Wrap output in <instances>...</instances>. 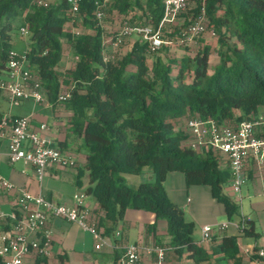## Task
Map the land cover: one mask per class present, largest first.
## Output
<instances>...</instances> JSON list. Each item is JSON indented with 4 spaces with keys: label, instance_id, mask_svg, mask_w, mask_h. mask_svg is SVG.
<instances>
[{
    "label": "trees",
    "instance_id": "trees-1",
    "mask_svg": "<svg viewBox=\"0 0 264 264\" xmlns=\"http://www.w3.org/2000/svg\"><path fill=\"white\" fill-rule=\"evenodd\" d=\"M97 1L81 0L82 25L90 30L78 32L67 26L69 21L76 23L69 0L47 4L0 0V76L7 71L15 29L28 25L29 66L41 77L47 94L73 111L71 127L82 138L86 154L78 178L88 170L90 183L85 191L98 202L95 213L99 227L105 226L104 233L116 228L127 208L147 209L156 219L167 221V243L176 246L171 251L186 252L195 264L214 257L219 263L232 259L242 264L239 237L260 235L254 220H246L241 234L226 233L220 239L214 235V243L206 247L194 239L195 220L171 199L165 180L170 170H181L188 184L211 186L229 219L239 213L238 202L225 191L232 176L229 163L224 161L222 166L223 160L212 151L185 146L188 134L180 122L194 114L238 122L264 108V0H197L194 15L179 30L204 5L221 45L216 63L210 62L208 43L196 54L176 57L170 54V44L153 49L141 38L123 56L106 58L104 30L95 14ZM108 4L123 13L139 8L141 24H157L164 7L163 0H113ZM65 39L77 61L61 71L58 65ZM61 81L71 92L65 100L58 99ZM3 116L0 108V120ZM147 165L152 167V178L131 186L125 173H141ZM151 228L156 231L157 221ZM40 263L41 258L34 264Z\"/></svg>",
    "mask_w": 264,
    "mask_h": 264
},
{
    "label": "built area",
    "instance_id": "built-area-1",
    "mask_svg": "<svg viewBox=\"0 0 264 264\" xmlns=\"http://www.w3.org/2000/svg\"><path fill=\"white\" fill-rule=\"evenodd\" d=\"M69 2L73 14L80 10L81 0H69ZM108 2L109 0L97 1L98 18L104 15ZM163 2V14L157 24L133 23L126 20L111 38L110 43L118 45L125 36L136 33L141 40H148L151 48L155 49L163 44L173 43L175 38L181 44H188L195 35L207 30L204 21L206 11L203 5L190 23L177 32L166 35L169 26L175 23L180 12L187 8L189 0H163ZM38 3L47 4L43 0H38ZM212 30L216 33L214 28ZM20 32L22 34L30 32L28 25L22 24ZM106 45L105 40L104 52ZM0 88L6 90L10 101L16 104L29 96L37 101L45 99L42 79L31 71L27 51L21 52L14 47L9 52L6 75L0 76ZM70 95V90L62 91L59 92L58 99L65 100ZM39 127L40 129L31 127L28 115L2 117L0 139L9 138L10 160L14 162L24 159L32 163L40 180H43L51 167L76 166L77 157L67 149L53 144V140L43 133L48 129L47 122H42ZM184 128L188 134L183 141L185 146L197 151H212L221 160L229 163L232 173L231 187L242 206V187L247 180L249 159H254L259 167L264 163V108L253 117L238 122L219 121L212 116L202 117L200 114H194L186 119ZM15 187L16 184L11 179L0 173V189ZM86 197L87 192L80 189L74 192L73 202L67 203L42 192L34 193L29 189H22L15 210L12 212L0 210V226L9 224L6 228L0 229V264H22L25 256L33 250L41 254H49L52 235L48 222L54 217H64L91 231L96 248L112 245L110 236L99 227L97 215L88 204ZM246 220V215L242 213L238 221L229 219L217 223H205L202 226L201 241L211 239L216 231H223L230 224H235L242 230L247 224ZM119 233L117 231V234ZM121 246L119 264H146V253L153 256V264H166L168 253L176 247L170 243L146 244L141 241L126 242ZM242 251L249 258L254 255V264H264V229L260 238L253 243L242 245Z\"/></svg>",
    "mask_w": 264,
    "mask_h": 264
},
{
    "label": "crops",
    "instance_id": "crops-1",
    "mask_svg": "<svg viewBox=\"0 0 264 264\" xmlns=\"http://www.w3.org/2000/svg\"><path fill=\"white\" fill-rule=\"evenodd\" d=\"M30 45L31 41L28 39L19 38L13 40V47L21 52H26ZM110 46L111 44L108 47L106 45V49ZM2 93L5 98L4 102L6 101L5 104L4 102L2 103L3 107L1 108L4 115L12 117L28 115L31 127L36 129H40L39 126L42 122H47L48 129L44 130L43 133L48 135L54 144L60 145L77 157L78 165L74 167H51L43 180H40L32 163L24 159L14 162L10 160L9 138H1L0 173L11 179L16 184V187L13 189H0V210L6 212L15 210L18 196L22 189H29L34 193L42 192L59 201L73 202L74 192L80 189L85 190L90 183L89 176L87 183L83 182L82 177L78 178L80 168L85 166L86 154L81 148L82 138L71 127L73 111L62 102H55L46 91L45 99L42 101H37L32 96H29L17 104L10 101L6 90L2 89ZM225 164L224 162L222 166H225ZM248 178H252L253 186L258 191L264 188V163L259 167L254 159H249L247 163ZM143 179V177H139L138 183ZM80 181L81 184H79ZM165 185L171 199L183 206L186 216L194 219L201 231L203 224L220 222L219 216L226 214L225 205L213 196L210 185L204 183L188 184L185 173L181 170H170L167 174ZM86 200L95 211L98 202L94 195L87 193ZM241 209L243 211V206H241ZM241 214H236L234 219L238 221L241 218ZM246 219L254 220L256 230L260 232V235H240V254L242 264H254V255L251 258L244 255L242 245L253 243L261 237L264 229V210L260 215L258 214V221L248 215H246ZM164 220L156 219L153 211L129 207L125 212L124 219L119 220L116 228L111 233L105 231V234L110 236L112 245L96 248L95 238L91 231L64 217H54L48 222L52 235L50 253L41 254L33 250L25 256L22 264H34L39 258H41L40 264H72V258L83 261L85 264H119L118 259L122 253L121 245L126 242L141 241L146 244L169 242L170 235L167 232V221L165 220V223ZM155 221H157V229L154 232L151 224ZM8 225V223L2 224L0 229L6 228ZM107 225H110V222ZM162 226L163 228H161ZM100 227L105 230L104 225H100ZM117 231L120 233L117 234ZM226 233L241 234L243 232L235 224H230L225 230L216 231L213 236L216 235L220 239ZM213 236L209 240L201 241L200 235L198 240H195L206 247H211L214 243ZM248 239L250 242L247 241ZM93 253H95L94 256H92ZM145 260L146 264H153V256L147 253L145 254Z\"/></svg>",
    "mask_w": 264,
    "mask_h": 264
},
{
    "label": "rangeland",
    "instance_id": "rangeland-1",
    "mask_svg": "<svg viewBox=\"0 0 264 264\" xmlns=\"http://www.w3.org/2000/svg\"><path fill=\"white\" fill-rule=\"evenodd\" d=\"M44 2H52L53 0H43ZM113 0H109V3H112ZM144 2V0H143ZM198 4L197 0H189L188 6L185 10H183L182 12H180V14L178 15L177 20L175 21V23H173L171 26H169V30L170 31H174L177 32L179 30V28L181 27L182 23L184 22L185 19H189L191 16L194 15L195 12V7ZM96 12V10H95ZM141 10L139 8H133L130 9V11L128 13H123L120 12L117 8H111V6H109V4H107L105 6L104 9V15L99 18V24L103 27L104 30V35H105V40L107 42V47L108 45L111 44V46L105 50V55L108 58H118L123 56L133 45L134 41L138 38H140L139 34H132L130 36H125L118 45H113L112 43H110L111 38L115 36V33L125 24L126 20H129L130 22L133 23H140V16L141 15ZM96 14V13H95ZM97 17V14H96ZM74 18H75V24H72V22H68V27H73L74 30L80 32V31H89L90 27H84L82 25V18H83V12H76L74 14ZM205 23L207 24V30L205 32H202L200 34H197L194 36V38L191 40V42H189L188 44H181L180 42L177 41V38H175L173 43H170L171 47H170V54L172 56H180L183 53L186 54H196V52L203 48L204 44L208 43L211 45V61L212 63H216L217 61L220 60V54L218 53V50H220L219 48L221 47L220 43H219V39H218V34L213 32V28L212 26L209 25V19L207 17V14H205V18H204ZM169 35V33H168ZM19 38H24V39H28L29 41H31V35L30 32L22 34L20 32V28L15 29L14 31V36H13V40H17ZM64 52H63V57L62 60L60 61L59 65H58V69H60L61 71L66 70L69 67H74L76 65V61H77V56L74 54L72 47L70 46V43L65 39L64 40ZM152 58L153 55L150 54L149 55V62H152ZM212 70V68H211ZM65 73V72H64ZM64 73L61 74V79L63 77V75H65ZM69 90L68 87H66V85L64 84V82L61 81V86H60V91H66ZM5 98L3 96V93H1L0 96V108L3 107L2 103L4 102ZM6 103V101L4 102V104ZM186 119L187 117H184L181 119V125L184 127L185 123H186ZM231 122H235L233 120H231ZM224 161V160H223ZM224 163V162H222ZM68 167H72V166H68ZM74 167V166H73ZM151 165H147L144 167L143 172L141 173H125L126 176V181L133 187H136L139 183H138V178L139 177H143L144 180H150L152 178L151 176ZM150 175V176H149ZM89 176V172L87 169H85V172L82 174V179L83 182L87 183L89 181L88 179ZM260 184V183H259ZM225 191L231 195V197L238 202L240 209H239V213L241 214L243 212V214H246L250 217H253L256 221H258V214L260 215V213L264 210V188H261L260 191H258L257 189L254 188L253 186V180L252 178H248L242 187V195H243V202H242V206H243V211L241 209V203L238 200L237 196L235 195V193L232 190L231 187V182H228L225 184ZM137 209V208H135ZM145 210V209H144ZM237 214V215H238ZM161 219V218H160ZM220 222L221 220H228V217L226 214H223L221 216H219ZM164 222L166 223V221L164 220ZM163 228V226L161 227ZM201 235V229L199 227L198 224H196L195 226V230L193 232V237L194 239L198 240V238ZM212 241V240H211ZM209 241V242H211ZM248 242L249 239L247 240ZM246 241V242H247ZM167 243V242H165ZM251 243V242H250ZM208 245V244H207ZM210 247V246H209ZM95 253L92 254V256H94ZM168 258L166 259V264H194V261L189 259L186 255V253H180V252H170L167 256ZM168 260V261H167ZM72 264H85L83 261H80L76 258H72L71 259ZM200 264H222V262H218V260L214 258L210 259L209 261H204ZM227 264H234L233 260H227Z\"/></svg>",
    "mask_w": 264,
    "mask_h": 264
}]
</instances>
